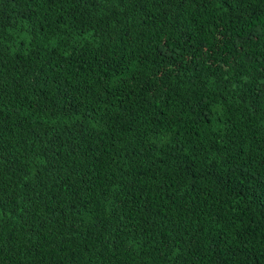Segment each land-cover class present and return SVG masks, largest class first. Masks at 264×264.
I'll list each match as a JSON object with an SVG mask.
<instances>
[{
  "label": "trees",
  "instance_id": "obj_1",
  "mask_svg": "<svg viewBox=\"0 0 264 264\" xmlns=\"http://www.w3.org/2000/svg\"><path fill=\"white\" fill-rule=\"evenodd\" d=\"M0 264H264V0H0Z\"/></svg>",
  "mask_w": 264,
  "mask_h": 264
}]
</instances>
